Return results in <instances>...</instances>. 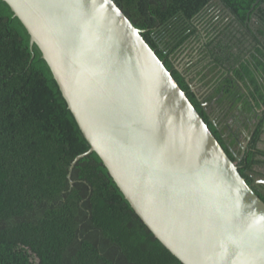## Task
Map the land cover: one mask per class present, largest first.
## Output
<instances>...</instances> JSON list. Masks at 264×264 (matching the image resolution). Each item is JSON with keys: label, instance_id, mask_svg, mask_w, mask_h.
<instances>
[{"label": "trees", "instance_id": "trees-1", "mask_svg": "<svg viewBox=\"0 0 264 264\" xmlns=\"http://www.w3.org/2000/svg\"><path fill=\"white\" fill-rule=\"evenodd\" d=\"M114 1L143 30L251 184L247 172L264 171V0ZM216 1L231 15L226 22L217 23ZM205 30L200 68L192 75V66L181 69L179 52L201 40ZM30 38L10 5L0 0V264H184L136 213L97 152L90 151ZM199 75L206 84L217 76L215 93H223L228 115L235 114L252 133L244 151L237 152L239 161L230 146L235 139L224 136L227 126L215 125L201 105L193 87Z\"/></svg>", "mask_w": 264, "mask_h": 264}, {"label": "water", "instance_id": "water-1", "mask_svg": "<svg viewBox=\"0 0 264 264\" xmlns=\"http://www.w3.org/2000/svg\"><path fill=\"white\" fill-rule=\"evenodd\" d=\"M5 1L154 235L184 264H264V177L248 183L117 3Z\"/></svg>", "mask_w": 264, "mask_h": 264}, {"label": "flooded vegetation", "instance_id": "flooded-vegetation-1", "mask_svg": "<svg viewBox=\"0 0 264 264\" xmlns=\"http://www.w3.org/2000/svg\"><path fill=\"white\" fill-rule=\"evenodd\" d=\"M215 7V13L216 16H218L217 23L219 21H227V18H230V13L229 11L225 8L224 5H220L219 1H216L214 3ZM208 36V30L202 31V39L201 40H193L191 43H187L183 45V48L179 52V57L178 61L180 62V67L181 69L187 68L192 66L191 70L192 75L196 74V72L199 70V66L196 67L198 64L199 59H201V56L203 54L201 53L202 46L205 40V37ZM193 51H196L198 56H197V61L194 63L192 62V53ZM190 56L192 64L190 62L187 64L184 63V59L186 57ZM204 59H202L203 61ZM201 62V60H200ZM190 64V65H189ZM201 75H199L195 80L193 81V87L197 91V94L199 96V99L201 100V105L203 109L207 112L208 115H210V118L213 120L214 124L217 125L219 128H224L227 126L226 131L224 132L225 138L228 137L229 141H233L235 139V145H231L232 150L235 153L236 158H238V161L241 160V157H238V151L242 150L247 147L249 142L251 141V134L248 131H246L243 122H239L238 118L235 114H229L228 115V105L223 104L221 102V97L223 96V93H215V83L217 81V76L214 77L211 80V84L205 83V80H202V85H209L208 86H202L200 83L201 80L199 79ZM209 77L206 78L208 80ZM216 80V81H215ZM201 85V86H200ZM245 91V90H241ZM231 106V104H230ZM233 134V137L230 135ZM243 154V153H242ZM241 154V155H242ZM247 172V171H246ZM248 176L252 179L251 185L253 183L254 177H257L258 179L262 180L264 177V171H259V170H252L251 172H247ZM253 186V185H252ZM254 190L262 195H264V182H260L253 186Z\"/></svg>", "mask_w": 264, "mask_h": 264}, {"label": "rangeland", "instance_id": "rangeland-1", "mask_svg": "<svg viewBox=\"0 0 264 264\" xmlns=\"http://www.w3.org/2000/svg\"><path fill=\"white\" fill-rule=\"evenodd\" d=\"M197 56H198L197 52H196V51H193V53H192V60H193V61H192V62H194V61L197 59ZM190 60H191L190 56H188V57H186V58L184 59V63L186 64V66H188L187 64L190 62ZM199 60H201V59H199ZM196 61H197V60H196ZM196 61H195V62H196ZM192 62H190V64H192ZM195 62H194V63H195ZM199 63H201V62L198 61V64H199ZM190 64H189V65H190ZM198 83H200V84L202 85V81H200V82H198ZM201 85H200V86H201ZM202 86H204V87H205V86H208V87H209V85H202Z\"/></svg>", "mask_w": 264, "mask_h": 264}, {"label": "bare ground", "instance_id": "bare-ground-1", "mask_svg": "<svg viewBox=\"0 0 264 264\" xmlns=\"http://www.w3.org/2000/svg\"><path fill=\"white\" fill-rule=\"evenodd\" d=\"M75 119H76V117H75ZM76 121H77V119H76ZM77 123H78V121H77ZM78 125H79V123H78ZM79 127H80V125H79ZM80 129H81V127H80ZM82 130V129H81ZM86 137V136H85ZM87 138V137H86ZM89 141V140H88ZM89 143H90V141H89ZM90 145H91V143H90ZM90 151H95V152H97L96 150H92V145H91V150ZM97 154L101 157V155L97 152ZM82 156H84V154H82ZM101 159H102V157H101ZM103 160V159H102ZM116 182V181H115ZM120 188V187H119Z\"/></svg>", "mask_w": 264, "mask_h": 264}]
</instances>
